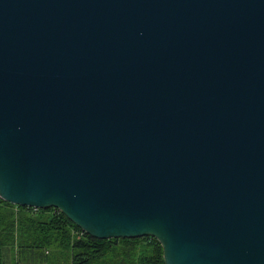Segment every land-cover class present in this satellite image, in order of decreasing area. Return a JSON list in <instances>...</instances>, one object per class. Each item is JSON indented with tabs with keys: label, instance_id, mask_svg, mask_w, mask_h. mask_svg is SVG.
<instances>
[{
	"label": "water",
	"instance_id": "water-1",
	"mask_svg": "<svg viewBox=\"0 0 264 264\" xmlns=\"http://www.w3.org/2000/svg\"><path fill=\"white\" fill-rule=\"evenodd\" d=\"M0 199L264 264V0H0Z\"/></svg>",
	"mask_w": 264,
	"mask_h": 264
},
{
	"label": "trees",
	"instance_id": "trees-1",
	"mask_svg": "<svg viewBox=\"0 0 264 264\" xmlns=\"http://www.w3.org/2000/svg\"><path fill=\"white\" fill-rule=\"evenodd\" d=\"M44 237L69 252V264H165L160 243L151 236L99 239L72 223L60 210L13 205L0 199L1 240L15 235Z\"/></svg>",
	"mask_w": 264,
	"mask_h": 264
},
{
	"label": "rangeland",
	"instance_id": "rangeland-1",
	"mask_svg": "<svg viewBox=\"0 0 264 264\" xmlns=\"http://www.w3.org/2000/svg\"><path fill=\"white\" fill-rule=\"evenodd\" d=\"M15 205V204H13ZM9 236L3 241L0 248V264H69V252L58 247L55 242H49L41 234L35 238L29 235V242L34 246H26L28 243Z\"/></svg>",
	"mask_w": 264,
	"mask_h": 264
}]
</instances>
